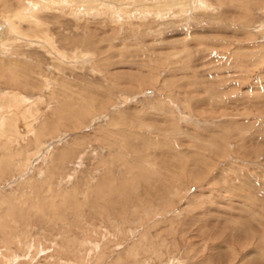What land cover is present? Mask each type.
I'll use <instances>...</instances> for the list:
<instances>
[{"label": "rangeland", "instance_id": "rangeland-1", "mask_svg": "<svg viewBox=\"0 0 264 264\" xmlns=\"http://www.w3.org/2000/svg\"><path fill=\"white\" fill-rule=\"evenodd\" d=\"M26 4L51 33L0 47L2 263L264 264V0Z\"/></svg>", "mask_w": 264, "mask_h": 264}, {"label": "bare ground", "instance_id": "bare-ground-1", "mask_svg": "<svg viewBox=\"0 0 264 264\" xmlns=\"http://www.w3.org/2000/svg\"><path fill=\"white\" fill-rule=\"evenodd\" d=\"M26 1L27 0H16L15 1V4L11 1H9V0H3V5L5 6L8 2L10 3V5H7V7H8V10H7V16H9L8 17V22L7 23H2L1 25H0V47H1V45L2 44H4V43H6V44H9L10 46H12V47H17L18 45V43H20L19 42V40H22V39H19V40H17V39H15V37L16 36H14L15 34L17 35V36H20V35H18V32L20 33V31L22 32V34L23 35H25L26 37H28V38H32V39H34L35 37H39V38H41V39H46L47 41L50 39L49 37H48V33H51L50 31L51 30H49V23H47L46 21H44V19L42 18V16L41 15H39L38 13H36V12H34L33 13V16H34V20H28L27 18V15H26V9H27V6H28V4H26ZM37 1V0H36ZM109 1V0H108ZM171 1V0H170ZM69 2V1H68ZM75 2V1H74ZM50 3V2H49ZM57 3V2H56ZM42 4V3H41ZM45 4V3H44ZM71 4H73V2H71ZM75 4V3H74ZM77 4H79V3H77ZM177 4V3H176ZM181 4V3H180ZM54 5H56V4H54ZM54 5H53V8H54ZM81 5H83V4H81ZM84 5H86V4H84ZM152 5V4H151ZM185 5V4H184ZM46 6V5H45ZM50 6V5H49ZM63 6H64V4H63ZM29 7H30V5H29ZM161 7V6H160ZM42 8H44V7H42ZM59 8V7H58ZM71 9V8H70ZM77 9V8H76ZM81 9V8H80ZM85 9V8H84ZM138 9V8H137ZM159 10H161L160 8H159ZM80 12V11H79ZM79 12H77V13H79ZM176 12V11H175ZM60 13L61 14H65V15H67L66 14V11H65V9L64 10H62V11H60ZM69 14H70V12H69ZM68 14V15H69ZM85 14V13H84ZM177 14V13H176ZM83 15V14H82ZM147 15V13L145 14V16ZM172 15V14H171ZM76 16H77V14H76ZM156 17V16H155ZM187 18V17H186ZM185 18V19H186ZM29 19H30V17H29ZM37 19H39L40 21H41V23H39V22H37L36 20ZM77 19V18H76ZM82 19V18H81ZM165 21V20H164ZM9 34V35H8ZM11 34L14 36V37H10L11 36ZM63 37V36H62ZM28 38L26 39V40H28ZM53 39H54V37H53ZM38 40V39H37ZM30 41V40H29ZM58 41V40H57ZM23 42V41H22ZM43 42V41H42ZM59 42V41H58ZM30 43V42H29ZM31 44V43H30ZM46 44V43H45ZM48 44H50V42H48ZM61 45V44H60ZM22 46L21 45H19L18 46V49L19 48H21ZM39 47H41V46H39ZM4 48V47H3ZM52 48H54V46L52 45ZM51 48V49H52ZM78 47H76L75 49H77ZM45 49V48H44ZM78 50H79V48H78ZM50 51H54V52H56V53H52L51 55H52V60L54 61V64H55V66L57 67V68H59V70L60 71H70V72H72V73H74V69L73 68H71L69 65H66L65 63H64V60H67V61H70V58L72 57V58H75L76 59V61H77V63L79 62V63H81V61L79 60L80 59V57H82L83 59L82 60H84V64L86 63V62H89L87 59L85 60V58H84V54L82 53V52H78L77 53V55L76 56H73L72 54H71V52H65V51H63L62 50V52H58V51H55V50H50ZM36 52V51H35ZM12 53V52H11ZM56 54V56H54ZM6 55V54H5ZM12 55H14V54H12ZM27 55H29V54H27ZM8 56V55H7ZM26 60V59H25ZM79 60V61H78ZM2 61H3V58H0V63H2ZM27 61V60H26ZM71 62V61H70ZM12 63V62H11ZM74 63V62H73ZM73 63H72V65H73ZM76 63V62H75ZM83 63V62H82ZM1 65V64H0ZM3 68V67H2ZM79 69V68H78ZM80 69H82V68H80ZM30 70V69H29ZM7 71V70H6ZM22 73V72H21ZM96 73V72H95ZM18 74H20V73H18ZM150 75V74H149ZM23 78V77H22ZM27 78V77H26ZM14 80V79H13ZM18 84V83H17ZM68 86V85H67ZM80 86H82V85H80ZM82 89V88H81ZM15 93V92H14ZM75 93V92H74ZM11 94H12V92H11ZM73 95V94H72ZM146 95V94H145ZM4 96V95H3ZM26 97V96H25ZM19 99H21V98H19ZM70 99V98H69ZM74 99V98H73ZM73 99H72V101H73ZM0 100H2V99H0ZM66 100H68V99H66ZM71 100V99H70ZM11 101V100H10ZM45 101V100H44ZM47 101V100H46ZM61 101V100H60ZM81 101V100H80ZM12 102V101H11ZM24 102V101H23ZM59 102V101H58ZM70 102V101H69ZM76 102V101H75ZM5 103V102H4ZM8 103V102H7ZM60 103V102H59ZM65 103V102H64ZM84 103V102H83ZM1 104H3L2 103V101H0V106H1ZM31 104H32V102H31ZM6 105V104H5ZM9 105V104H8ZM13 106V105H12ZM28 106V105H27ZM47 106V105H46ZM68 106V105H67ZM64 108V107H63ZM33 111H31V113L29 114V115H35V114H37L38 112H39V110H38V108H34V109H32ZM66 111V110H65ZM69 112V111H68ZM75 112V111H74ZM40 113V112H39ZM72 115V114H71ZM79 116V115H78ZM39 117V116H38ZM69 119V118H68ZM16 120H17V118H16V115L15 114H6V115H4V116H2V117H0V137H3V136H7V135H9L10 134V137H11V133L12 132H16ZM33 126V125H32ZM31 121H30V123H27V124H25V130L27 129V130H30L31 129ZM24 129V128H23ZM32 135H33V138L35 139L34 140V143H37L38 145H39V143L41 142V140H42V133H41V131L39 130V128H35V129H33L32 128ZM7 134V135H6ZM12 135H13V133H12ZM17 135V134H16ZM28 135V134H27ZM25 137V136H24ZM4 138V137H3ZM17 138V137H16ZM5 139V138H4ZM15 139V138H14ZM21 139V138H20ZM18 141V140H17ZM144 141V140H143ZM7 142H8V140H7ZM11 142H13V141H11ZM130 142H132V141H130L129 140V143ZM140 142V141H139ZM15 143V142H14ZM19 143V142H18ZM21 143V142H20ZM33 143V142H32ZM133 143V142H132ZM135 143V142H134ZM142 144H143V142H142ZM41 145V144H40ZM141 145V144H140ZM166 145V144H165ZM138 146V145H137ZM168 146V145H167ZM135 147V146H134ZM139 147V146H138ZM170 147V146H169ZM168 147V148H169ZM139 149V148H138ZM137 148L135 149L136 151L138 150ZM173 149V148H172ZM171 149V147H170V150H172ZM37 150H39V149H37ZM127 150V149H126ZM178 150V149H177ZM180 151V150H179ZM35 152V151H34ZM142 152V151H141ZM157 152V151H156ZM159 154V153H158ZM182 154V153H181ZM180 154V155H181ZM185 154V153H184ZM173 155V154H172ZM33 156V153H31L29 156L27 155V160L25 161L26 163H28L29 162V160L31 159V157ZM164 156V155H163ZM167 156V155H166ZM165 156V157H166ZM174 156V155H173ZM189 157V156H188ZM192 157V156H191ZM187 158V157H186ZM40 159V158H39ZM180 159H181V157H180ZM183 159V158H182ZM200 158H196V160H199ZM136 160V159H135ZM36 161V160H35ZM200 161V160H199ZM138 162V161H137ZM23 164V163H22ZM164 164V163H163ZM165 164H169L168 162L167 163H165ZM143 165V164H142ZM170 165L172 166V164L170 163ZM144 166V165H143ZM167 166V165H166ZM185 166V165H184ZM171 169V168H170ZM177 170V169H176ZM28 171V170H27ZM172 173H173V171H172ZM178 174V173H177ZM136 195V194H135ZM6 199H8V198H6ZM77 209V208H76ZM16 213V212H15ZM11 214V213H10ZM21 214V213H20ZM11 234H13V233H11ZM10 234V235H11ZM4 235V234H3ZM13 235H15V234H13ZM7 236V235H6ZM9 236V235H8ZM7 236V238L6 239H8L9 237ZM15 237V236H14ZM30 238V237H29ZM28 238V239H29ZM13 240L14 238H11L10 237V240ZM15 239H17V237L15 238ZM28 239H27V241H28ZM144 239V238H143ZM20 240V239H19ZM26 240V239H25ZM16 241H18V240H16ZM21 241H23V240H21ZM21 241H20V243H21ZM31 242V241H30ZM13 243V242H12ZM16 243V242H15ZM15 243H13V244H15ZM12 244V245H13ZM11 245V244H10ZM16 246V245H15ZM20 246V248L19 249H21V246H22V243L19 245ZM13 247V246H12ZM18 248V247H17ZM95 248H96V246H95ZM31 249V248H30ZM33 249V248H32ZM59 249V248H58ZM7 250V249H6ZM25 250V249H24ZM34 250V249H33ZM134 250V249H133ZM26 251V250H25ZM59 251V250H58ZM63 252V251H62ZM65 252V251H64ZM81 252V251H80ZM33 253V252H32ZM90 253V252H89ZM33 255V254H32ZM2 255L0 254V258L2 259V261H1V259H0V264H3L2 262H4L3 261V258L1 257ZM90 256V255H89ZM126 256H127V253H126V255L125 256H120V257H118V259H117V262L116 263H110V264H122V261H123V257H125L126 258ZM45 257H47V256H45ZM124 258V259H125ZM110 260V259H109ZM103 261V258H99L98 260H97V264H100L101 262ZM58 264H63L61 261L60 262H58ZM67 264V263H66ZM69 264V263H68Z\"/></svg>", "mask_w": 264, "mask_h": 264}]
</instances>
